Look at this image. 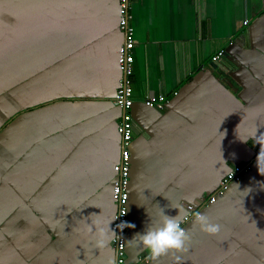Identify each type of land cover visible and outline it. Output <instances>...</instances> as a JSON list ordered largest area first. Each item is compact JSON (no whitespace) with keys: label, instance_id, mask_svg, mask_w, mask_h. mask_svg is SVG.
<instances>
[{"label":"crops","instance_id":"0c3cea01","mask_svg":"<svg viewBox=\"0 0 264 264\" xmlns=\"http://www.w3.org/2000/svg\"><path fill=\"white\" fill-rule=\"evenodd\" d=\"M129 13L127 260L264 264V174L249 139L264 133V0H130ZM118 21V0H0V264H115ZM160 93L163 109L144 103ZM250 161L203 207L220 231L193 219L186 250L152 259L137 234Z\"/></svg>","mask_w":264,"mask_h":264},{"label":"built area","instance_id":"2783aa9c","mask_svg":"<svg viewBox=\"0 0 264 264\" xmlns=\"http://www.w3.org/2000/svg\"><path fill=\"white\" fill-rule=\"evenodd\" d=\"M130 0H118L119 21L118 28L123 34V41L117 50V65L120 72L117 87L112 102L121 108L122 113L118 118L117 132L120 136V157L119 161L113 166L117 178L112 186V199L116 205V212L111 223V228L116 231V235L111 237V246L115 252V264H141L140 261L130 262L126 257V236L127 227L121 231L116 225L127 222L128 219V183L130 170V142L132 139V117L130 108L133 104L131 76L134 64V27L131 24V14L129 13ZM246 21H244L245 23ZM224 54L222 49L211 56L212 61H217ZM174 92L173 95H175ZM168 99L164 94H158L156 98L146 97L144 103L157 109H163ZM260 146L256 148L255 156L252 161L257 160ZM242 162L233 165L219 181L218 187L211 195H202L198 204L189 203L185 207L186 215L183 216L181 227L194 219V213L201 212L203 207L212 204L217 196H221L231 185L232 181L241 179L251 170V162Z\"/></svg>","mask_w":264,"mask_h":264},{"label":"clouds","instance_id":"9594fccd","mask_svg":"<svg viewBox=\"0 0 264 264\" xmlns=\"http://www.w3.org/2000/svg\"><path fill=\"white\" fill-rule=\"evenodd\" d=\"M249 139H252L254 143L260 145V151L257 155V166L259 172L264 174V133L257 135V129H255L249 135ZM244 141H247L244 140ZM179 209V214L176 216L166 215L163 210V218L161 223L156 227H147V229L142 234H137L140 237V241L145 247V249L150 253L152 259H157L163 255H167L170 252H180L184 251L186 242L189 239L187 234V229L181 227L183 221V216L186 215L185 210ZM111 222V221H110ZM110 222L108 229L111 230L112 236L116 235V231L110 227ZM194 224H199L202 230L209 234H216L220 231V225L209 222L206 214L201 212L194 213ZM126 227H135L133 224L127 222H121L116 225L123 231ZM101 239L97 241L98 246H103L106 242L108 230L99 229Z\"/></svg>","mask_w":264,"mask_h":264},{"label":"water","instance_id":"95a60500","mask_svg":"<svg viewBox=\"0 0 264 264\" xmlns=\"http://www.w3.org/2000/svg\"><path fill=\"white\" fill-rule=\"evenodd\" d=\"M201 196H202V195H201ZM201 196H200V197H201Z\"/></svg>","mask_w":264,"mask_h":264}]
</instances>
